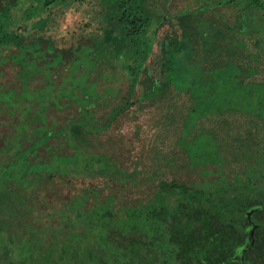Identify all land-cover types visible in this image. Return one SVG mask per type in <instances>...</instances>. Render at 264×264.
<instances>
[{
	"label": "trees",
	"instance_id": "obj_1",
	"mask_svg": "<svg viewBox=\"0 0 264 264\" xmlns=\"http://www.w3.org/2000/svg\"><path fill=\"white\" fill-rule=\"evenodd\" d=\"M64 1L0 0L15 264H264V0H86L57 36Z\"/></svg>",
	"mask_w": 264,
	"mask_h": 264
},
{
	"label": "rangeland",
	"instance_id": "obj_2",
	"mask_svg": "<svg viewBox=\"0 0 264 264\" xmlns=\"http://www.w3.org/2000/svg\"><path fill=\"white\" fill-rule=\"evenodd\" d=\"M75 0H65L63 3L66 5V11L63 14L59 26H58V30H57V36L60 34H66L68 33V31L73 27V23L74 21H81L83 24L84 21H88V14H85V10L82 11L81 5L87 6V4L85 3L86 0H83L84 2L79 3L80 4V8L78 9H74L72 8V4ZM54 3L57 5L59 3V0H54ZM177 5H180V3H177ZM52 7L45 9L41 15L45 16L47 15L50 11H51ZM168 12V10H167ZM15 14V11H14ZM154 22H152V24L150 26L147 27V30L144 32V39L148 40V38H151V40H153V37L155 38L156 36L160 35V32L166 27V23L162 24L160 23L158 26L154 27ZM15 59H13L14 61ZM121 68V67H120ZM119 70V69H118ZM120 73V70L119 72ZM1 87V86H0ZM46 90V87H44V91ZM3 118L8 117L6 114L2 115ZM124 128V127H123ZM126 129V128H124ZM1 168V167H0ZM7 238V235L5 233V231L0 227V263H5L7 258H14L15 257V244H12L9 242ZM5 245L9 248V255L6 257V260L3 261V253H4V247ZM8 258V259H9ZM6 264H15V258L12 259V262H6Z\"/></svg>",
	"mask_w": 264,
	"mask_h": 264
},
{
	"label": "water",
	"instance_id": "obj_3",
	"mask_svg": "<svg viewBox=\"0 0 264 264\" xmlns=\"http://www.w3.org/2000/svg\"><path fill=\"white\" fill-rule=\"evenodd\" d=\"M165 16H166V15H164V19H165Z\"/></svg>",
	"mask_w": 264,
	"mask_h": 264
}]
</instances>
